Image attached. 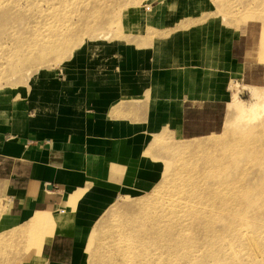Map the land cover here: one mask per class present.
Wrapping results in <instances>:
<instances>
[{
    "label": "rangeland",
    "instance_id": "374dc122",
    "mask_svg": "<svg viewBox=\"0 0 264 264\" xmlns=\"http://www.w3.org/2000/svg\"><path fill=\"white\" fill-rule=\"evenodd\" d=\"M0 3V45L2 44V48H0V99L3 101L23 99L28 101L29 104H33V100L35 99L38 105L41 108L44 107L46 113L48 111L50 113L49 116L56 121H59V116L61 115H63V118L70 115V111L63 106L62 110H60L61 107L57 104L44 102L45 97L41 89L45 91L53 90L52 86L55 85V90H58L60 93V101L75 104L76 94H80V90L85 85V82H87L86 84H90L91 82V78L83 82V79H88L89 76L87 75L90 73V69H96L99 65L102 68H106L108 59L113 56L115 61L119 60V52H121L124 46L136 50H151L156 41L172 40L173 43L162 45V48L167 50L168 53L176 51L177 48L180 51L188 53H193V48L200 49L206 60L205 64L208 65L206 68L211 73L215 69L219 70L220 66L223 70L226 69L227 72V82L226 86H224L226 91L224 96L225 103L211 106L209 109H203V111L210 110L212 113L210 124L208 122V127L205 130L183 137L180 134H174L172 130L168 131L167 128H163L152 134L151 139L150 137L147 138L148 145L144 147V153H147V155L151 154L150 158L155 159L159 164L152 187L146 190L134 189L124 192L108 204L98 202L99 212H96L97 209L94 207L90 206L87 208V212L93 218L91 223L84 227V230L88 229V231L82 247L85 249V253L81 264L88 262L93 264L95 262L96 255L94 256V252L91 251L95 246L92 245L93 234L96 233L94 225L98 224L104 217L110 218L116 210L127 209L136 198L155 200L156 206L164 205L166 208L159 209L160 213H169L173 207L164 203L166 200L171 201V193L176 195L175 199L183 204L182 207L184 209H189L196 203H203L202 207L207 208L204 199L194 198L192 200L185 197L183 193L174 194L173 190L170 189L171 191H169L166 188L168 186V188L173 189L174 184L178 186L179 183H182L180 182V177H176L177 168L182 167L180 163L181 159L187 158L188 160L189 156L190 160H193L191 159L193 156L189 153L190 151L188 153L179 152L178 154V151L175 150V145L178 142L182 143L183 140L196 143L201 142L202 139L206 140L214 136L216 137L215 141H219L223 136L231 137L233 132H235L232 125L228 127L225 125L223 129L222 126L226 112L236 108L232 103L234 96L238 97L239 105L242 104L246 109L258 103L257 105L261 106L259 119H264V104H260L264 101V91H262V96H258L252 87L264 88V54H261L264 52V17L261 16L264 15V0H0ZM159 25L164 28L159 27ZM40 32H42V35H40ZM38 33L40 36L56 34L50 43H47V46L51 47L52 50L53 48L56 49L53 51L57 52L47 51L48 47L43 51L42 47L46 46L40 44L42 46L41 48L38 47V51L40 50V53L46 52L44 54L46 56L42 55L43 53L38 54L43 59L37 60V58H34L30 61L28 59L30 55H27V57L21 54L22 58L21 55H18L14 51L15 46L13 45L16 44L15 40H35L34 34ZM20 34L23 35L16 38ZM48 39L45 38L44 40ZM13 40L15 41L14 43ZM51 45L54 47L52 48ZM9 46H12V48ZM232 47L234 48V52H231ZM8 49L12 51L10 52ZM49 51H51V54L48 53ZM21 58L30 62L26 60L21 62ZM111 61L112 59H110ZM119 65H121L120 61L116 64L112 62L107 67L114 74L119 69ZM78 100L80 99L78 98ZM41 102H44V104ZM235 111L237 110L233 112ZM227 129L229 130L228 132ZM213 132L215 133L214 135H212ZM194 148H192L191 152ZM207 150L210 152L212 148H207ZM255 152L258 153L257 159L262 160V164H264V153ZM198 153L200 154V151ZM247 155L244 154L240 158V163L243 162L242 160ZM249 155L256 156L252 151L249 152ZM178 163L180 166L173 170V167L176 164L178 166ZM246 164L247 162L242 168H238V175L235 171L229 173L232 175V181H235V178L240 180L238 176L242 174ZM251 166L245 172L244 182L243 180H240V182L246 183L244 185L247 187H255V184H258L257 186L264 185V168L261 166L257 169L256 167L251 172L254 167ZM179 169L181 170V168ZM192 170L191 172L194 173L195 168L193 166ZM191 172L189 171V174ZM184 173L187 176L188 173L186 174V171H183ZM174 178L179 179L177 180L178 184ZM173 179L175 182H173ZM207 181L213 184L220 182L221 179L214 178L207 179ZM207 191L205 188L204 192ZM88 195L90 197V194H86L82 198H88ZM160 197L161 200L159 199ZM87 201L86 199L85 202ZM262 201H264V196H261V201L257 204L260 208L264 206L262 204L264 202ZM257 206L252 209L238 208L235 205L222 207L223 209L218 214H215L217 215V220L211 226L212 228H203L200 222L194 224V226L192 225V228L189 230L192 235L185 238L189 237L188 240L192 239L194 242L188 241L185 245H182L181 240H178V245L174 242L173 248L167 249V246H163L162 251H158L155 247L153 248L156 250L150 249V246L153 245L147 238L149 250L152 252L155 250L160 255L163 254L161 255V259H153L152 262L154 264L197 263L196 255L197 253L200 254V252H195L194 256V253L193 255H189L190 251L195 247L209 244L219 233L222 235L228 233L229 227L237 224V218L247 220L254 227V233L264 234V231L259 230V226L264 224V216L257 213L259 211V207ZM58 213L56 212L53 215L56 216ZM33 216L43 218L41 220L43 224L46 221L42 215L35 214ZM56 221L58 220L56 219ZM56 221L52 223L46 221V223L53 224ZM25 223L18 228L9 230L4 235L2 234L5 237L0 238V264L20 263L31 247L36 249L35 255L40 256L38 248L41 241L44 240L41 237L49 232L52 225L46 227L47 231L44 232L43 236L31 238L29 236L33 232L40 234L44 230L40 226H26ZM244 226L246 227V225ZM106 235L102 234L103 237L101 236L100 238L104 246L102 247V252L104 251L107 257L112 254H121L123 249L111 244L109 237H106ZM49 236L47 237L48 239L50 238ZM169 236L172 242L176 238L174 235H166L163 242L168 239L170 240ZM76 244L77 246L79 245L78 242ZM203 248L201 247V249ZM186 252L189 258L186 256ZM18 253L21 254L16 259ZM80 253L79 250L76 251L72 264H77L75 258L78 261L76 255H80ZM90 255L91 260L88 258ZM14 256L15 261L13 263ZM204 258L210 262V260H215L218 257L217 254L211 256L210 254H206ZM204 258L201 256L199 260L204 262ZM34 261H36L34 264H41V261L36 260V258ZM218 262H213L212 264H222V262ZM240 263L247 264L244 260Z\"/></svg>",
    "mask_w": 264,
    "mask_h": 264
},
{
    "label": "crops",
    "instance_id": "0c3cea01",
    "mask_svg": "<svg viewBox=\"0 0 264 264\" xmlns=\"http://www.w3.org/2000/svg\"><path fill=\"white\" fill-rule=\"evenodd\" d=\"M169 43L156 41L151 50L122 47L120 59L113 56L107 64L120 61L119 72L91 68L83 79L91 82L76 94L75 104L60 101L55 85L41 89L44 102L70 111L59 121L35 99H0V237L35 214L49 223L58 220L30 234L41 237L52 225L41 237L40 256L31 247L18 264H34L35 258L72 264L93 218L88 207L99 212L98 202L153 186L159 164L144 153L147 138L163 128L183 137L205 130L212 113L203 109L225 103L226 69L211 73L200 49L168 53L162 45Z\"/></svg>",
    "mask_w": 264,
    "mask_h": 264
},
{
    "label": "bare ground",
    "instance_id": "6f19581e",
    "mask_svg": "<svg viewBox=\"0 0 264 264\" xmlns=\"http://www.w3.org/2000/svg\"><path fill=\"white\" fill-rule=\"evenodd\" d=\"M261 16L264 17V15ZM40 33V35H42V32ZM21 35L23 34L14 36H16V38H19ZM38 35L39 33L34 34L35 40L31 41L15 40L16 44L13 45L15 46L14 51L17 52L18 55H30V57L27 56L30 61L34 58H37V60L43 59V57H41L40 55L38 56V54L43 53H40V50L38 51V47L41 48L42 45L40 44H44L46 47H42V50L45 51L48 47L47 43H50V41L53 39V36L56 34H51L48 36L39 35V37ZM45 38L49 39L44 40ZM15 41L13 40V43ZM0 46V48H2V44ZM9 47L12 48V46ZM53 47L54 46H52V48ZM48 50L53 51L56 49L53 48L52 50L51 47H48L47 51ZM51 51H49L48 53L51 54ZM54 52L57 51H53V53ZM45 53H43L42 55H44ZM261 54H264V52H262ZM22 58L20 60H22ZM25 60L26 59H23L21 62ZM252 87L253 90H255L256 95L262 96V91H264V88H258L256 86ZM35 101L33 100V102ZM232 103L236 106V108L231 110L232 112H226L222 126L223 129L225 125L226 127L232 125L235 132H233V135L231 137L223 136L219 141H215L216 137L214 136L210 139H202L203 141L201 140V142L196 143H192L193 141L188 142V140H186V142L183 140L184 142H178L177 145H175V150L178 151V154L179 152L188 153V151H190L189 153L193 156V158H191L193 160H190L189 156L188 160L187 158L184 160L181 159V166H184L183 169L185 170H183L182 167H179V163L178 166L176 164L175 167H173V170L177 167L181 168V170L177 168V174H175L177 175L176 177H180V182L182 183H179L178 186H175V184L174 186L172 185L173 189L168 188V186L166 188L169 191L173 190L175 192L174 194L183 193L185 197L192 200H194V198L204 199L206 201L207 208L202 207L203 203H196L191 208L184 209L182 207L183 204L175 199L176 195H173L170 192L171 201L166 200L165 202H163L165 203V205L167 203L168 205H172L173 207L170 209L169 213H160L159 209L166 208L161 204L162 202L160 203L161 206H156L155 200H142L141 198H136L132 201L131 205L127 209L118 211L116 210L113 215L111 214L112 216H110V218L104 217V219L102 218L100 222H98V224L94 225V228H96V233L93 234V239L95 241L92 239V245L95 246L91 251L94 252V256L96 255V259L93 264H154L152 260L159 258L161 259V255H163L157 253V251H155L156 249L158 251H162L163 246H167V249L173 248L174 242L178 245V240H181L182 245L187 244L188 241L194 242V240L192 239L188 240L189 237L185 238L186 236L192 235V233L189 231L192 228V225L194 226V224H198L200 222L202 223L203 228H212L211 226L217 220V215L215 214H218L223 209L222 207L225 208L235 205L238 208L252 209L257 206L259 201H261V196H264V185L257 186L258 184H255V187H247L244 185L246 183L243 182L245 172L247 171L249 166H254L251 172H253L256 167L257 169H259L261 166L262 168H264L262 160L257 159L258 153L255 152L258 151L260 153H264V119H259V116L261 114V106H258V103H255L250 108L246 109L242 104L239 105V99L237 96H234L232 98ZM260 104H264V101H262ZM234 110L237 111L233 112ZM257 119L259 120L255 122ZM228 131L229 130L227 129V132ZM214 134L215 133L213 132L212 135ZM210 147L212 148V150H214H211L210 152H208V150L206 151V149ZM192 148H194L195 151L193 150L191 152ZM198 151H200V154L198 153ZM251 151L253 154H256V156H250L249 152ZM175 153L177 154L176 151ZM244 154L248 155L244 160H242L243 162L240 163V158ZM246 162L247 164L243 169L242 174L238 176L240 180H243V182L241 183L240 180L236 178L235 181H232V175H230L229 173L231 171H235L238 175V168H242ZM192 166L195 168L194 173L191 172L194 170H192ZM188 170L191 172L190 174ZM183 171H186V174L188 173L189 176L188 174L187 176L185 175V173L183 174ZM183 176L184 178H182ZM214 178H220L221 181L213 184L209 183L210 180L207 181V179ZM177 180L179 179H176V182L178 184ZM184 181L185 183H183ZM173 182H175V180ZM205 188L206 190H208L207 192H204ZM159 199L161 200V197ZM83 207L87 208L88 206L84 205ZM262 208H264V206H262L261 208L259 207V211L257 213L264 216V209ZM151 209L154 210V212H152ZM42 219L43 218H40L39 216H33V218L31 217L30 220L28 219L25 224L26 226L30 227H39L41 226V224H43L41 222ZM239 219L240 218L236 219L237 224L235 226L229 227L228 233L224 235L219 233L217 234L216 238L213 239L209 244L192 249L189 255H193L194 253L195 256V252H200V254L197 253V263L194 264H212L213 262L218 261H220V263L222 262V264H241L240 262L242 260L246 261L247 264H264V234L254 233V227L251 226L250 223L247 222V220ZM244 225H246V227ZM259 230L264 231V224H261L259 226ZM102 234H107L106 237H109L111 244L123 249L121 254H112L111 256L107 257L106 253L104 251L102 252V247H104L102 245V242L100 241ZM166 235H174L176 238L174 237L175 240H173L172 242V239L169 236L170 240L168 239V241L166 239L168 242L165 240V242H163V239H165L164 236ZM147 238L153 245L150 246V249L156 248L155 250H153V252L149 250V245H147ZM100 246L101 248L99 249ZM201 247L204 248L201 249ZM186 250L188 249L186 248ZM22 251L24 253L23 249ZM79 253V256L76 255L78 257V261L75 258L77 264H81L84 258L83 255L85 253V249L82 248L81 250H79ZM20 254L18 253L16 255V259L19 258ZM206 254H210V256L217 254L218 258L215 260H210V262H208V260L204 258ZM201 256L205 259L204 262L199 260ZM14 258L15 256L13 257V263L15 261ZM88 258H90L91 260V255ZM86 264L92 263L88 262Z\"/></svg>",
    "mask_w": 264,
    "mask_h": 264
}]
</instances>
